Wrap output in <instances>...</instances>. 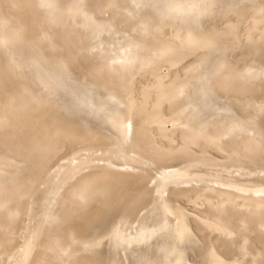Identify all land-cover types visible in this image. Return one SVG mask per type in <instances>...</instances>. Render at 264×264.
Here are the masks:
<instances>
[{"label":"bare ground","instance_id":"6f19581e","mask_svg":"<svg viewBox=\"0 0 264 264\" xmlns=\"http://www.w3.org/2000/svg\"><path fill=\"white\" fill-rule=\"evenodd\" d=\"M264 0H0V264H264Z\"/></svg>","mask_w":264,"mask_h":264},{"label":"snow or ice","instance_id":"6c2138e0","mask_svg":"<svg viewBox=\"0 0 264 264\" xmlns=\"http://www.w3.org/2000/svg\"><path fill=\"white\" fill-rule=\"evenodd\" d=\"M44 2L47 4L48 7L54 6V0H44ZM168 0H143V3L145 6L153 5V6H160L162 4H166ZM203 2V0H201ZM261 194H264V189L260 190Z\"/></svg>","mask_w":264,"mask_h":264}]
</instances>
